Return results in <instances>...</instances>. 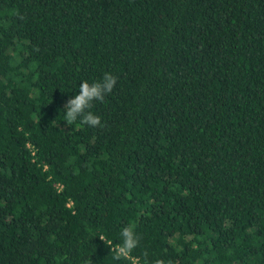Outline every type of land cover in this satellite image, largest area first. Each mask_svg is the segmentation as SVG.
<instances>
[{"label":"trees","instance_id":"1","mask_svg":"<svg viewBox=\"0 0 264 264\" xmlns=\"http://www.w3.org/2000/svg\"><path fill=\"white\" fill-rule=\"evenodd\" d=\"M86 257L264 264V0H0V264Z\"/></svg>","mask_w":264,"mask_h":264},{"label":"clouds","instance_id":"2","mask_svg":"<svg viewBox=\"0 0 264 264\" xmlns=\"http://www.w3.org/2000/svg\"><path fill=\"white\" fill-rule=\"evenodd\" d=\"M117 83L116 76L105 72L102 79L89 83L87 80L79 84L78 92L67 99L63 105L65 110V119L63 120L66 125H72L78 119L81 124L89 127H98L101 125L100 117L95 115L90 109L94 101H103L105 96L112 92ZM122 244L118 247L112 248L114 253L113 259H130L134 249L139 246V236L135 232V225H127L122 228L121 233ZM104 244H108L106 239L99 237ZM147 252L144 257H147ZM84 264H94L91 257L84 258ZM139 264V261H137ZM145 264L147 260L145 259ZM156 264H164L163 261H156Z\"/></svg>","mask_w":264,"mask_h":264}]
</instances>
